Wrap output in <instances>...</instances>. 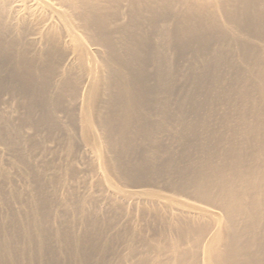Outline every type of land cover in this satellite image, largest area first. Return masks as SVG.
Masks as SVG:
<instances>
[{
  "label": "bare ground",
  "instance_id": "1",
  "mask_svg": "<svg viewBox=\"0 0 264 264\" xmlns=\"http://www.w3.org/2000/svg\"><path fill=\"white\" fill-rule=\"evenodd\" d=\"M232 42L238 47L229 46L231 53L264 57V0H0V73L9 71L0 91L12 99L20 95L28 118L36 117L49 131L57 130L50 114L56 102L59 122H70L67 155L78 140L80 161L94 166L83 194L96 198L102 210L122 207L121 220L137 227L158 223L164 230L176 224L186 237L203 233L209 221L205 242L221 238L223 249L215 254L221 264H238L241 257L246 264H264V135L257 124L243 141L220 138L230 157L211 167V179L198 182L204 187L194 193L202 191L205 201L164 191L150 177L156 175V155H169L177 127L182 134L189 130V95L177 106L172 99L173 57L195 45V54L210 51L220 58V46ZM3 113L11 118L17 111L3 104ZM0 155H7L1 146ZM141 169L149 177L145 186L119 188L111 179L112 173L127 177ZM176 170L183 180L185 170ZM185 179L192 183L195 177ZM240 211L249 219L245 227L236 223ZM173 250L175 261L183 262L186 253ZM212 257L204 250L202 263Z\"/></svg>",
  "mask_w": 264,
  "mask_h": 264
},
{
  "label": "rangeland",
  "instance_id": "2",
  "mask_svg": "<svg viewBox=\"0 0 264 264\" xmlns=\"http://www.w3.org/2000/svg\"><path fill=\"white\" fill-rule=\"evenodd\" d=\"M235 44H222L220 58L210 51L195 54V45L173 57L172 99L177 106L189 95L184 108L189 130L182 134L177 127L167 146L169 155L164 156L163 150L156 155V175L150 177L164 191L205 201L202 191L194 193L195 188L204 187L198 182L211 179V167L222 165L230 157L224 152L228 143L220 138L232 141L230 144L238 142V137L243 141L252 124H257L258 133L264 135V57L245 58L239 50L231 53L228 48L235 49ZM252 45L258 50L256 44ZM63 54L60 49L59 59ZM4 72L0 73V82L9 73ZM2 91L0 146L7 155H0V264H203L202 252L208 254L209 249L213 257L205 264H221L215 257L216 250L223 249L221 238L205 242L204 235L211 228L209 221L202 225L203 233L193 232L187 238L176 224L164 230L158 223L137 227L130 219L126 223L121 220L122 207L102 210L96 198L83 194L94 166L80 161L78 140L67 155L70 122H59L61 109L56 102L50 105V114L57 130L49 131L39 125L36 117L28 118L20 95L12 99L13 94ZM1 103L13 106L17 113L11 118L5 115ZM67 103L65 96L64 105ZM251 161L247 159V163ZM259 163L264 164V151ZM177 167L185 170L183 180ZM186 175L195 177L192 183H186ZM147 176L141 169L127 177L112 173L111 179L119 188L145 186ZM93 181L96 189L102 190ZM217 202L209 200L213 205ZM244 214L236 213V223L242 227L249 222ZM174 248L179 254L186 253L183 262L175 261L178 253ZM244 260L241 257L238 264H246Z\"/></svg>",
  "mask_w": 264,
  "mask_h": 264
}]
</instances>
